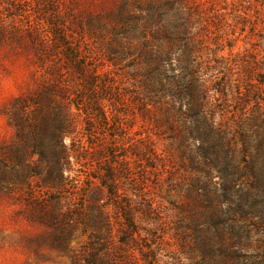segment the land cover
<instances>
[{"label": "rangeland", "instance_id": "rangeland-1", "mask_svg": "<svg viewBox=\"0 0 264 264\" xmlns=\"http://www.w3.org/2000/svg\"><path fill=\"white\" fill-rule=\"evenodd\" d=\"M0 264H264V0H0Z\"/></svg>", "mask_w": 264, "mask_h": 264}, {"label": "trees", "instance_id": "trees-1", "mask_svg": "<svg viewBox=\"0 0 264 264\" xmlns=\"http://www.w3.org/2000/svg\"><path fill=\"white\" fill-rule=\"evenodd\" d=\"M33 197V200L31 199ZM30 199H31V201H30V203H31V205L32 206H34L35 208L34 209H36V211H37V213L43 218V219H45V218H47V217H49V219H48V221H49V223L51 224V225H53V223L55 222L56 223V225H58V224H60V222H58V220H62V218L64 219V220H62L63 221V226L62 227H60V230H61V232H63L64 231V227H65V230H66V226H69V227H71L72 225H71V218H70V216H69V214H67V215H65V216H63L60 212H58V211H52V212H50L47 208L48 207H50V201H48L47 199H45V201H43L42 199H40V197H39V195L38 194H36V192L34 193V194H32V192L30 193ZM38 199L39 200H41V201H38ZM60 216H61V219H60ZM63 216V217H62ZM68 223H69V225H68ZM60 224V225H61ZM67 224V225H66ZM63 228V229H62ZM67 237H65V239H66ZM92 256L93 257H96V254H92Z\"/></svg>", "mask_w": 264, "mask_h": 264}]
</instances>
